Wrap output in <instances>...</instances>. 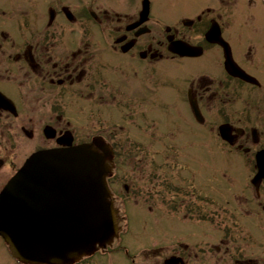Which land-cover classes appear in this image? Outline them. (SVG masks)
<instances>
[{
  "label": "flooded vegetation",
  "instance_id": "obj_1",
  "mask_svg": "<svg viewBox=\"0 0 264 264\" xmlns=\"http://www.w3.org/2000/svg\"><path fill=\"white\" fill-rule=\"evenodd\" d=\"M24 139L107 146L118 236L75 264H264V0H0V191Z\"/></svg>",
  "mask_w": 264,
  "mask_h": 264
},
{
  "label": "water",
  "instance_id": "obj_2",
  "mask_svg": "<svg viewBox=\"0 0 264 264\" xmlns=\"http://www.w3.org/2000/svg\"><path fill=\"white\" fill-rule=\"evenodd\" d=\"M172 50L195 54L191 46ZM106 148L93 140L40 150L12 175L0 192V236L14 259L22 264H73L117 237ZM263 158L257 154L256 180L264 176Z\"/></svg>",
  "mask_w": 264,
  "mask_h": 264
},
{
  "label": "rangeland",
  "instance_id": "obj_3",
  "mask_svg": "<svg viewBox=\"0 0 264 264\" xmlns=\"http://www.w3.org/2000/svg\"><path fill=\"white\" fill-rule=\"evenodd\" d=\"M39 140H27L24 139V148L20 151L18 150L15 155V163H18L25 158H27L30 155V152L32 149L39 145ZM13 170V169H12ZM3 174H0V178H3ZM133 206L129 207V216L128 215H120L123 218V221L120 220L119 225H125V218L126 219V225L128 227V232L126 235L122 236L121 240L124 245H127L129 249L132 250L133 255H136L138 258V254L140 253L139 249L142 247H145L147 243L149 242V216L147 214L142 215H131V212L133 211ZM136 208H134V212H136ZM116 244V243H115ZM6 254V255H5ZM127 257H125L123 254L115 253L112 255H109L107 257H99L97 258L93 264H127ZM0 264H19L17 263L13 258L8 257L7 252L4 253L3 249L0 247ZM78 264H88V263H78Z\"/></svg>",
  "mask_w": 264,
  "mask_h": 264
}]
</instances>
